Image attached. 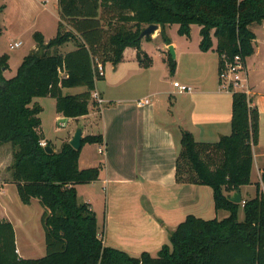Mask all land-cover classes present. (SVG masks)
<instances>
[{"label":"trees","instance_id":"1","mask_svg":"<svg viewBox=\"0 0 264 264\" xmlns=\"http://www.w3.org/2000/svg\"><path fill=\"white\" fill-rule=\"evenodd\" d=\"M58 7L56 36L46 42L42 32H35L36 50L24 56L13 77L4 75L8 55L0 56V144L14 148L9 171L21 201L30 204L38 198L44 207L46 242L43 256L22 257L14 224L0 219V264H264V169L261 181L255 182V196L240 203L230 199L232 192L253 184V146L260 136L258 107L245 92L230 91L231 133L207 142L182 131L176 161L177 182L211 186L216 210L229 214L221 219L189 214L171 232L170 243L156 254L140 255L106 244L96 212L78 197L77 185L98 180L103 166L80 168L82 149L102 143L103 134L85 135L81 149L64 141L60 150L48 152L41 145L43 108L33 103L35 97L50 96L64 116L87 115L91 101L97 105L92 98L96 82L104 78L96 71L98 62L116 66L125 49L134 47L140 64H151L141 33L152 23L162 26L167 44V24H179L178 32L188 37L198 24L202 51L212 49L216 38L219 73L236 55L246 64L257 37L251 26L264 21V0H58ZM69 41L75 47L60 52ZM168 61L174 73L176 60L170 55ZM78 86L85 90L64 94L65 88Z\"/></svg>","mask_w":264,"mask_h":264},{"label":"crops","instance_id":"2","mask_svg":"<svg viewBox=\"0 0 264 264\" xmlns=\"http://www.w3.org/2000/svg\"><path fill=\"white\" fill-rule=\"evenodd\" d=\"M252 30L257 36V32ZM144 40L145 37L142 42ZM200 40L199 35V43ZM213 40L212 49H215L216 38ZM45 41L47 42L46 38ZM255 43L257 37L254 47ZM143 50L148 54L144 48ZM195 52L192 53L197 56L194 64L199 67L193 69L192 76L183 79L184 84L192 87V91L180 92L174 86L179 72L168 75V59L164 55H161L164 67H156L155 63L145 67L137 59L136 48L127 47L124 58L118 65H113L107 72V63L105 64L104 78L100 80L102 85L99 81L96 82V90L105 102L102 105L97 103V110L90 104L87 115L74 118L81 123L84 136L102 133L104 137L102 143H92V146L98 147L101 157L95 154L88 157L84 153L86 144L80 155V168L103 163L99 179L90 183L95 192L86 196L83 201L89 202L96 212L99 232L103 233L105 243L132 255H140L144 251L156 254L165 243H170L171 232L187 215L194 214L207 219L208 213L218 211L211 186L180 183L176 180V161L181 148L182 131H191L199 141L215 142L232 130V93L220 83H204L207 79L203 76L206 61L201 57L208 51L200 49ZM25 55L27 54L21 56L18 63ZM177 55L179 56V51ZM4 75L8 78L6 71ZM248 82L251 88L249 97L260 113V136L258 143L253 146V184L241 187L242 202L244 198L255 196V182L261 181L264 169V78L260 83L250 84L249 79ZM67 89L69 88H65L64 92ZM46 97L50 96L35 97L33 103L40 104L43 108L40 100ZM145 97L151 102L138 105L137 101ZM96 112L99 114V121L94 124L98 125V133L91 132L92 125L87 123L95 118ZM74 133L75 130L68 131L67 134L71 136L67 140L63 139L62 143L70 141ZM44 140L49 141L46 137ZM62 143L59 147L53 145L54 150H60ZM5 155L2 150L1 175ZM11 156L13 157L12 154ZM11 163L12 161L8 166ZM11 180L0 182V194L3 196L6 194L4 185H11ZM14 184L16 185L15 182ZM77 190L79 197L78 185ZM1 201L0 197V207ZM228 214L226 210L218 211L220 219ZM243 217V212H240V218ZM38 243L41 246L37 250H43L42 242ZM36 245V242L32 243L34 251ZM18 252L22 256V247Z\"/></svg>","mask_w":264,"mask_h":264},{"label":"rangeland","instance_id":"3","mask_svg":"<svg viewBox=\"0 0 264 264\" xmlns=\"http://www.w3.org/2000/svg\"><path fill=\"white\" fill-rule=\"evenodd\" d=\"M58 10L57 0H0V56L4 54L8 55L9 67L5 70L8 78L13 77L17 72L22 62L18 63L21 56L36 50L37 42L34 37L35 32H42L47 41L56 36L59 22ZM144 26L147 27L148 25ZM178 28L179 24H167L165 26V31L171 40L168 46H166L167 43L164 42L162 37V26L160 25V28L152 34L151 40L145 39L142 42V47L148 52L151 59H153L151 63H155L156 67H164L161 55H164L167 59L171 55L172 59L176 60L175 72H179L175 80L184 84L183 79L192 76L193 69L199 67L194 64V59L197 56L192 53L195 52V50H200V32L198 24L192 25L191 35L189 37L180 34ZM251 28L257 32V43H255L256 53L247 57L246 71L242 73V76L247 75L250 84L254 82L260 83L264 78V21L261 24H253ZM14 42H21V44L12 48L11 44H14ZM170 45L174 47L175 56L170 50ZM74 47L75 42L69 41L62 45L59 51L66 52ZM178 51L179 56L177 55ZM203 55L204 56L201 58L206 61V70L203 76L207 78L204 83L222 84L220 82L218 53L215 49H210V51L203 53ZM112 66L113 64L111 62H107V72L112 69ZM166 69L168 75L175 73L170 70L169 61L166 64ZM172 79L174 80V77ZM99 84L102 85L100 80ZM262 87L264 88V82L262 83ZM84 90L85 87L83 86L72 87L67 89L64 94H75ZM144 90L145 89H142V91ZM40 101L44 106L40 113V117L42 118L40 130L52 143V146L59 147L63 139L67 140L70 138L71 135L67 134V132L76 131L77 128L81 126V123L73 117L69 118L63 114V116L59 114L56 109V101L53 97L41 98ZM91 104L93 109L97 110V105H93V100ZM92 121L94 122L92 123ZM98 121L99 114L96 112L95 118L87 122L88 124L90 122L92 125L91 132L98 133L99 128L98 125H96ZM95 122L96 124H94ZM62 123H65V125H62ZM73 136L74 135H72V137ZM97 148V146H92V143H87L84 148V153L88 155V157H91V155L93 157V154L101 157ZM2 150H4L6 155L3 157L5 165L2 171L3 175L0 174V182L12 179L10 177L11 171H9L8 163L13 161L11 154L13 155L14 148L11 143H5L0 145V153ZM12 183L11 185L8 183L4 185L6 188L5 196L0 194L2 200L0 219L9 218L11 221H14V226H16V245L18 249L22 247L23 253L21 254L23 257H41L46 253L45 229L42 224L44 207L38 198H34L30 204L23 203L19 197L17 186L14 182ZM1 189L2 186L0 187V190ZM78 189L80 201H83L86 196L95 192L94 186L90 183L79 184ZM99 192H101V190ZM218 211L214 212L213 210V213H208V217L206 218H220L218 216ZM34 242L37 243L35 251L32 249V243ZM38 242H42V247H44L43 250H37V248L41 246Z\"/></svg>","mask_w":264,"mask_h":264},{"label":"built area","instance_id":"4","mask_svg":"<svg viewBox=\"0 0 264 264\" xmlns=\"http://www.w3.org/2000/svg\"><path fill=\"white\" fill-rule=\"evenodd\" d=\"M21 42H14V44H11V47L19 46ZM246 64L244 60L240 57V55H236L233 59V61L226 60L225 66L220 71V80L222 85L229 91L231 89L240 90L245 92L248 96L251 94V88L248 82L247 75L242 76V73L246 71ZM96 71H98L99 74H105V65L102 62H98L96 66ZM174 86L179 89L180 92H189L192 91V87H190L187 84L180 83L179 81L174 82ZM92 98L99 104L102 105L105 100L101 97L99 92L95 89L92 92ZM151 100L148 97H145L143 99H140L137 101V104L140 106H143L145 104L150 103ZM62 125H65V123H62ZM41 145L46 146L47 142L46 140L41 141ZM100 152L103 151V149L100 147Z\"/></svg>","mask_w":264,"mask_h":264},{"label":"water","instance_id":"5","mask_svg":"<svg viewBox=\"0 0 264 264\" xmlns=\"http://www.w3.org/2000/svg\"><path fill=\"white\" fill-rule=\"evenodd\" d=\"M158 29V24L152 23L148 25L141 33V37L144 38L146 36L152 35L156 30ZM170 50L175 56L174 52V47L170 45ZM83 129L81 127H78L77 130L74 133V136L70 140V144L75 148V149H81L82 148V140H83ZM46 150L48 152H54V148L50 145H46ZM230 199L234 202L240 203L242 202V193L240 190H237L236 192L233 193V195L230 197Z\"/></svg>","mask_w":264,"mask_h":264}]
</instances>
